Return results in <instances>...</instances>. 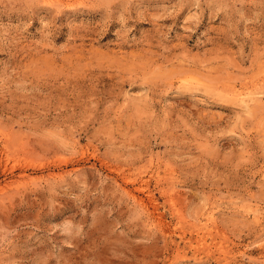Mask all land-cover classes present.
I'll return each instance as SVG.
<instances>
[{"label":"rangeland","instance_id":"obj_1","mask_svg":"<svg viewBox=\"0 0 264 264\" xmlns=\"http://www.w3.org/2000/svg\"><path fill=\"white\" fill-rule=\"evenodd\" d=\"M0 264H264V0H0Z\"/></svg>","mask_w":264,"mask_h":264},{"label":"bare ground","instance_id":"obj_2","mask_svg":"<svg viewBox=\"0 0 264 264\" xmlns=\"http://www.w3.org/2000/svg\"><path fill=\"white\" fill-rule=\"evenodd\" d=\"M134 196V195H133Z\"/></svg>","mask_w":264,"mask_h":264}]
</instances>
